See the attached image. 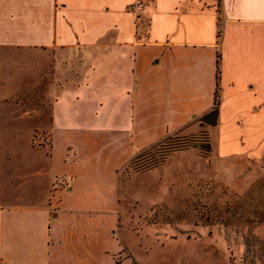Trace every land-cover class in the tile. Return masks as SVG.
Masks as SVG:
<instances>
[{
	"label": "crops",
	"instance_id": "0c3cea01",
	"mask_svg": "<svg viewBox=\"0 0 264 264\" xmlns=\"http://www.w3.org/2000/svg\"><path fill=\"white\" fill-rule=\"evenodd\" d=\"M137 1L0 0V264H117L120 170L194 118L264 142V0Z\"/></svg>",
	"mask_w": 264,
	"mask_h": 264
},
{
	"label": "rangeland",
	"instance_id": "374dc122",
	"mask_svg": "<svg viewBox=\"0 0 264 264\" xmlns=\"http://www.w3.org/2000/svg\"><path fill=\"white\" fill-rule=\"evenodd\" d=\"M201 121L120 170L117 264H264V142L225 151L218 128Z\"/></svg>",
	"mask_w": 264,
	"mask_h": 264
},
{
	"label": "built area",
	"instance_id": "2783aa9c",
	"mask_svg": "<svg viewBox=\"0 0 264 264\" xmlns=\"http://www.w3.org/2000/svg\"><path fill=\"white\" fill-rule=\"evenodd\" d=\"M143 5L142 1L138 0L136 3H135V6L137 7H141Z\"/></svg>",
	"mask_w": 264,
	"mask_h": 264
}]
</instances>
